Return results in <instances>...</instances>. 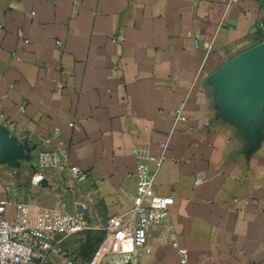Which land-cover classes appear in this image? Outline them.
<instances>
[{
  "label": "crops",
  "instance_id": "obj_1",
  "mask_svg": "<svg viewBox=\"0 0 264 264\" xmlns=\"http://www.w3.org/2000/svg\"><path fill=\"white\" fill-rule=\"evenodd\" d=\"M262 24L264 0H0V141L29 156L0 149L6 218L87 201L106 232L133 207L138 163L163 156L170 217L135 264H180L175 236L188 264H264V116L253 128L237 75ZM60 143L88 174L74 193L33 184Z\"/></svg>",
  "mask_w": 264,
  "mask_h": 264
},
{
  "label": "built area",
  "instance_id": "obj_2",
  "mask_svg": "<svg viewBox=\"0 0 264 264\" xmlns=\"http://www.w3.org/2000/svg\"><path fill=\"white\" fill-rule=\"evenodd\" d=\"M205 47L210 50L211 45L207 43ZM162 147L166 148V144ZM133 153L138 155V149L135 148ZM164 160L163 156L150 157L148 161L138 163L133 207L127 214L115 218L106 232L90 220L87 201L79 202L73 212L67 211L66 204L60 202L57 208L43 209L34 218L30 206L20 205V214L14 220L6 218L7 203L1 202L0 264H80L64 242L88 232H100L103 239L86 264H109L120 258L150 255L153 251L151 229L161 226L170 217L171 198L160 196L156 191V178ZM38 175L43 179L35 184L37 187L49 189L64 184L65 191L70 193L76 191L77 183L88 177L82 168L69 163L62 143L57 149H43L37 153L33 178ZM166 240L162 239L163 242ZM172 245L177 249L180 264H188V253L178 245L176 236Z\"/></svg>",
  "mask_w": 264,
  "mask_h": 264
},
{
  "label": "water",
  "instance_id": "obj_3",
  "mask_svg": "<svg viewBox=\"0 0 264 264\" xmlns=\"http://www.w3.org/2000/svg\"><path fill=\"white\" fill-rule=\"evenodd\" d=\"M237 75L241 77L240 93L251 98V123L253 128H256L264 116V42L241 58ZM0 149L9 154L14 149V155L29 160L23 148H11L7 139L0 141Z\"/></svg>",
  "mask_w": 264,
  "mask_h": 264
},
{
  "label": "rangeland",
  "instance_id": "obj_4",
  "mask_svg": "<svg viewBox=\"0 0 264 264\" xmlns=\"http://www.w3.org/2000/svg\"><path fill=\"white\" fill-rule=\"evenodd\" d=\"M76 237H81L79 238V243L76 242L75 245L77 244L78 246L76 247L77 250V260L80 264H86L88 261V258L90 257V254L94 251V249L98 246L100 241L103 239V234L98 232V233H92L88 232L85 234H81L80 236H75L71 237L76 238ZM68 239V240H69ZM66 240L64 243H67ZM111 264H135V260L132 257H125V258H120L117 260H112L110 262ZM109 263V264H110Z\"/></svg>",
  "mask_w": 264,
  "mask_h": 264
},
{
  "label": "clouds",
  "instance_id": "obj_5",
  "mask_svg": "<svg viewBox=\"0 0 264 264\" xmlns=\"http://www.w3.org/2000/svg\"><path fill=\"white\" fill-rule=\"evenodd\" d=\"M43 179V177L42 176H36V177H34L33 178V184H37L40 180H42Z\"/></svg>",
  "mask_w": 264,
  "mask_h": 264
},
{
  "label": "trees",
  "instance_id": "obj_6",
  "mask_svg": "<svg viewBox=\"0 0 264 264\" xmlns=\"http://www.w3.org/2000/svg\"><path fill=\"white\" fill-rule=\"evenodd\" d=\"M90 255H91V254H90ZM89 258H90V257H89ZM89 258H88V259H89Z\"/></svg>",
  "mask_w": 264,
  "mask_h": 264
}]
</instances>
